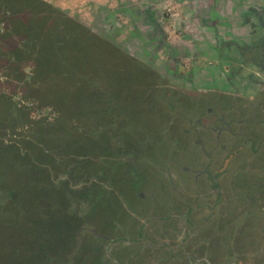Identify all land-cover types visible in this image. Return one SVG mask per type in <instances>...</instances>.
I'll return each mask as SVG.
<instances>
[{
    "label": "rangeland",
    "instance_id": "obj_1",
    "mask_svg": "<svg viewBox=\"0 0 264 264\" xmlns=\"http://www.w3.org/2000/svg\"><path fill=\"white\" fill-rule=\"evenodd\" d=\"M15 6L7 14L10 6L0 0V34L12 26L21 28L33 17L32 28L42 36L23 40L35 51L17 58H10L13 47L8 40L5 47L0 44V83H6L5 94L12 96L11 101L0 93V118L15 115L0 124V264H65L66 247L81 253L92 245L107 223L100 218L108 213L109 203H126L120 193L142 184L140 175H147L150 166L149 185L138 189L141 201L156 198L153 202L160 203L165 197L160 187L165 186L168 197L174 198L171 207L180 205L184 219L190 220L183 226L188 241L194 234L200 241L213 236V242H221L215 250L226 251L225 242L233 236L238 249H260L264 0H41L38 17L31 15L34 6L27 11L25 5ZM63 41L66 47L80 41L73 50L79 61L70 62L75 71L55 80L67 82L77 73L86 99L79 101L83 117L60 130L61 117L35 110L41 101H32L19 79L24 72L31 89V81L40 77L35 67L45 75L54 62L64 64L63 53L43 55L49 44L65 49ZM79 71L86 73L80 76ZM157 123L163 130L178 128L183 137L189 136L192 146L186 150L194 148L195 158H175L178 165L171 164V155L149 162L124 158L130 145L121 135L126 132L128 139L140 143ZM41 126L51 136L40 146L35 133ZM32 141L45 146V161L14 154L20 148L26 154L24 142ZM3 145L13 146L12 152L2 150ZM129 166L131 182L125 175H131ZM29 168L47 171L28 181L24 172ZM177 193L187 198H177ZM144 207L131 213L140 220L167 218L168 213L151 215ZM74 234L79 237L69 240ZM81 257L74 255L72 264H79ZM256 257L251 256L254 263ZM84 258L87 264L90 258Z\"/></svg>",
    "mask_w": 264,
    "mask_h": 264
},
{
    "label": "flooded vegetation",
    "instance_id": "obj_2",
    "mask_svg": "<svg viewBox=\"0 0 264 264\" xmlns=\"http://www.w3.org/2000/svg\"><path fill=\"white\" fill-rule=\"evenodd\" d=\"M232 106L233 108L227 111V113L234 110V104ZM147 132V135H143L144 137L139 139L140 143L133 142L132 147L125 152L124 158H128L129 156L136 157L137 159L146 158L149 162V160L161 161L165 157L170 158L171 155V164L178 165L179 162L174 161L175 158H185V155L195 158L194 155L197 154L194 148L193 150H186V148L192 146L191 139L188 138L189 136L183 137L178 128H174V131L171 132L168 129L163 130L157 123L153 129ZM184 150L188 152L181 156V152L183 153ZM132 168L133 166H129V173H131ZM165 168L168 170V162ZM152 169V166L147 167V175H140L144 179L142 184L137 183V187L133 190L130 189L131 191H122L120 193L125 198L126 203H109L107 208L109 209L108 213L105 217L100 218L103 219V222L107 223L100 227L99 233L97 236H94L96 240L92 245H86L84 249H81V253L78 249L72 252L70 248L66 247L64 253L68 257V260L65 264H72L74 255L79 254L82 256L79 264L86 263L85 259L87 258H84L85 254L90 258L87 260V264H264V241L262 240L258 243V248L260 249L257 251H245V247L242 246L239 249L236 248L233 244L235 243L233 236L225 242L226 251L215 250L217 244L219 245L221 242H213V236H203L204 239L207 240L208 238L209 240L200 241L201 236L194 234L189 237L190 240L188 241L186 235L183 234V226L185 220L187 222L190 220L184 219V209L180 205L171 207L174 198H172L173 196L168 197L169 194L166 192L167 188L165 186L160 187V191L165 196L164 199L162 197L160 203L156 204L153 202L156 198L144 200V202L141 201L143 197H139L138 189L139 187H144L146 183L149 185L150 180L146 181V179L150 176ZM125 175L129 178L130 182L133 180V172L131 175ZM152 194H155L154 191ZM177 194V198L180 196H183V199L187 198L184 193ZM110 199L108 198L107 200ZM142 205L146 206L144 209L149 211L151 215L160 212L168 213L170 216L167 215V218H165L160 215V219L157 217L154 219L153 217L150 220H140L134 217L131 212L132 210H136L135 208L139 209V206ZM148 206L151 208H148ZM154 223L160 224L156 225ZM78 237V235L74 234V236L71 235L69 240H72V238L77 239ZM190 242L191 244L189 245L188 243ZM186 243L188 246H186ZM64 247L62 246L61 248ZM254 254H257V260L254 258L255 263L254 260H251V256Z\"/></svg>",
    "mask_w": 264,
    "mask_h": 264
},
{
    "label": "trees",
    "instance_id": "obj_3",
    "mask_svg": "<svg viewBox=\"0 0 264 264\" xmlns=\"http://www.w3.org/2000/svg\"><path fill=\"white\" fill-rule=\"evenodd\" d=\"M5 1L10 6L7 10V14H11L13 12V11H11V8L14 9L16 7L15 5L21 4V5H25L24 8L26 9V11L29 8L32 9V6H34V11H31L32 12L31 15L34 14L37 17H38V15H42L41 14L42 11L36 6L37 3H38V5L41 3V0H5ZM47 12L50 14L53 13L50 10ZM42 19H43V17H42ZM44 20H46V19H44ZM5 22L6 21H4V23H2V24L4 25ZM33 23H34L33 17H32V19L27 18L24 20L23 25H21V28L17 27L15 29L14 26H12V28L10 27L9 30L8 29L2 30L3 34H0V44L2 45V47H5L4 42H7V40H8L10 43V44L8 43V46L13 47V48H9L10 49V50H8L9 52L7 51L9 56L12 55V56H15V58H17V56H19V54H24L26 52L28 54L34 53L33 52L34 46L32 45V43L28 44V43L23 41L25 39L31 40L30 37L32 35H36L38 33V32L36 33V31L34 32V30L32 28ZM75 23H77V22H75ZM60 26L61 25H59V27ZM42 29H44L43 25L41 26V31H42ZM41 33L37 34V36L41 37L42 36V35H40ZM15 40L18 41V44H17V42H15ZM64 42L65 41H63L60 44L62 46H64L65 49H62V47H60L59 45L57 48L55 46L53 48V45L51 46V44H49L48 48L51 51L50 50L48 51V49H47L48 52L43 53L44 56L46 55V53H49V52L51 53V55L53 54V56L54 55L58 56L59 53L60 54L63 53L64 64L62 62H59V61L54 62V64L51 66L52 70L50 71V74L46 73L45 75H44V72L39 71L37 69V67H35L34 72L35 73L39 72L40 77L38 76L39 80L37 82L31 81V83L33 85V88H31V89L28 88V86H30V81L28 79V76L25 75L24 72L22 74V78L19 79L20 82L24 85V88H22L24 90V93L28 94L27 96L30 97L31 100L34 102H36L38 100L41 101L42 105H39L37 108H35V110H37L38 108H39V110H42V109L50 110V111H53L55 114H57L61 117V121H60V125H59L60 130L66 129L67 128L66 124L74 122V121H78V119L83 117L82 112H80L79 101L80 100L84 101L86 99L85 95H83V94H85V85L83 84V81H82L83 79L82 78L79 79L78 77H76L77 73L75 74L73 80H69L67 82L65 81V79L55 80V78L57 76H62L63 73H66L69 71H71V72L75 71L73 68H71L70 62L73 60L75 61V59L77 60V62L79 61L78 60L79 56L77 54L78 52L76 51L74 53L73 50H75L79 46L80 41H79V43H75L76 45L74 43L72 44V42H71V44L68 45L69 47H66V42L65 43ZM74 47H76V48H74ZM62 50H64V52H62ZM10 58H11V56H10ZM49 60L56 61V59H51V58ZM92 60H93V58H92ZM40 63H41L40 67H42V66H44L45 61L42 59L40 61ZM84 73H86V72H83V71L78 72V74L80 76H82V74H84ZM10 74H11V71H10ZM146 75L142 78L147 77ZM7 83L10 84L11 82L9 81ZM79 83L80 84L82 83L83 85L80 86ZM84 83L87 85V88L88 87H89V89L91 88V84L86 83V82H84ZM5 86H6V83H4V84L0 83V93H2V95L5 96V98H9L12 101L11 94L10 93L5 94V90H6ZM20 92H22V91H20ZM90 97L96 99L95 96H93V95ZM81 105H82V103H81ZM13 114L14 113L2 114L3 117L0 118V124L2 125L4 120H6L8 122L10 119H12L15 116ZM18 119H21L20 116H18ZM44 131H45L44 128H42V126H41L39 128V131L37 130L35 133V134H37L35 136V138L39 139L37 142L39 145L41 144V142L43 140L47 141V139H48L47 137L51 136ZM125 133L123 135H121V136H123V140H121V141L125 142V144H127V145H130L129 147L127 146L128 147V149H126V151H127L132 147L133 142L131 139H128L127 136H125ZM61 138H64V137L62 136ZM128 142H132V143L128 144ZM24 143L26 146L25 150L27 153L23 154L22 150L20 148L18 150L17 149L15 150V153H14L15 155H18V157L22 156L23 158H26V156H28V155L29 156L27 158H29L30 155L36 156L38 161L41 158L43 161H45L44 160L45 158L47 159L48 151L45 149V146L37 147L33 144V141L32 142H24ZM12 147L11 146H4L2 150L12 152V150H13ZM17 147L19 148L18 145H17ZM46 171L47 170H43L41 172V169L36 170V169L29 168L24 173H25L26 178H28V181H32V180L37 179V176H36L37 174H39L41 172L40 175L43 176V175H45L44 173Z\"/></svg>",
    "mask_w": 264,
    "mask_h": 264
}]
</instances>
